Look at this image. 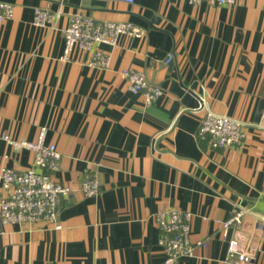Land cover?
Here are the masks:
<instances>
[{
    "label": "crops",
    "instance_id": "0c3cea01",
    "mask_svg": "<svg viewBox=\"0 0 264 264\" xmlns=\"http://www.w3.org/2000/svg\"><path fill=\"white\" fill-rule=\"evenodd\" d=\"M2 1L14 12L0 21V169L33 161L4 135L35 140L46 126L62 155L56 178L72 192L60 227L0 225V264H166L155 213L172 207L193 212L190 238L206 241L173 264H227L233 243L254 252L247 264H264V0ZM37 7L60 16L35 24ZM78 12L146 32L97 44L106 68L79 47L63 60V29ZM123 68L164 93L147 102ZM201 98L246 122L239 144L198 135ZM88 172L101 182L91 196L81 190ZM237 210L242 223L224 226Z\"/></svg>",
    "mask_w": 264,
    "mask_h": 264
},
{
    "label": "built area",
    "instance_id": "2783aa9c",
    "mask_svg": "<svg viewBox=\"0 0 264 264\" xmlns=\"http://www.w3.org/2000/svg\"><path fill=\"white\" fill-rule=\"evenodd\" d=\"M129 3L135 0H123ZM203 0H190L192 3H200ZM218 5L233 4L236 0H210ZM14 5L0 0V21L13 15ZM59 12L47 8L35 9L34 23L46 25L56 22ZM65 37L63 60H70L76 47L91 52L90 64L106 68L110 64V55L99 48V43L115 44L119 36L123 34L142 37L146 30L144 27L132 21L96 20L93 16L75 13L70 23L63 29ZM173 59V53L169 54L167 61ZM122 74L129 81V88L133 92H142L147 102L159 98L164 89L160 84L148 80L142 70L123 68ZM198 110H204V115L199 126L198 135L201 138H209L210 144L216 148H226L239 144L245 136L246 122L240 118L224 113L215 112L201 98ZM48 128L41 126L37 139H15L10 135L4 138L12 145L26 147L33 151L32 164L25 169H16L3 166L0 169L2 181L0 189V225L10 223H51L60 227V211L62 201L68 198L72 192L69 185L56 178V172L60 168L61 152L54 142H46ZM101 189V182L96 174L87 173L81 182V190L91 196ZM264 194V190H263ZM244 210H237L234 214L223 220L224 226L242 223ZM193 212L180 208L160 209L155 213V220L161 231L159 244L163 246L166 264H173L183 256L192 255L196 244L205 246V240H199L194 244L190 238ZM254 258V252L250 249H240L232 244L226 256L227 264H247ZM53 264V263H48Z\"/></svg>",
    "mask_w": 264,
    "mask_h": 264
}]
</instances>
